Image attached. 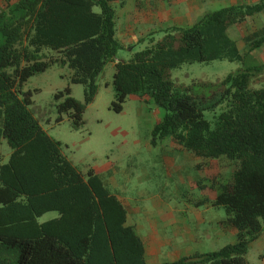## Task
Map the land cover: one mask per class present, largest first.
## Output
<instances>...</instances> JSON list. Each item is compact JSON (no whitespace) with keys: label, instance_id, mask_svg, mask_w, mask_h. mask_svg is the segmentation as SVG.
Wrapping results in <instances>:
<instances>
[{"label":"trees","instance_id":"trees-1","mask_svg":"<svg viewBox=\"0 0 264 264\" xmlns=\"http://www.w3.org/2000/svg\"><path fill=\"white\" fill-rule=\"evenodd\" d=\"M115 1L124 2L5 0L0 9V144L10 148L0 161V264H147L124 204L101 174L82 173L63 153L31 111V92L22 90L30 76L67 66L84 100L68 86L57 91V121L66 114L79 129L108 62H115V111L131 94L147 96L162 111L153 143L171 137L195 156L226 157L233 165L226 179L212 180L210 204L223 207L221 222L233 228L234 241L159 264H249V245L264 230V64L245 60L264 45V21L246 27L243 51L228 30L264 14V0L230 3L203 11L190 25L150 32L140 39L143 48L119 60L124 45L115 36ZM223 59L240 66L215 83L172 78L183 63ZM219 108L212 124L205 113ZM51 210L55 217L38 221Z\"/></svg>","mask_w":264,"mask_h":264},{"label":"rangeland","instance_id":"rangeland-1","mask_svg":"<svg viewBox=\"0 0 264 264\" xmlns=\"http://www.w3.org/2000/svg\"><path fill=\"white\" fill-rule=\"evenodd\" d=\"M204 1L210 3L207 10H213L227 5L221 3H235V1L240 0ZM241 1L252 3L258 0ZM201 13L200 11H191L190 21ZM263 21L264 14L259 18L241 21L231 27L228 33L236 43L242 44V35L246 27L256 28ZM186 25L189 24L185 21L182 26ZM159 35L157 33V36ZM139 49L136 46L133 51ZM239 49L243 51V47L239 46ZM123 54L124 50L119 49L116 58ZM256 54L259 58L264 59V47H259ZM245 61L247 65L254 63L251 56H248ZM239 66V62L226 59L183 63L180 67L172 69L171 74L177 83L187 85L201 81L209 85L222 79ZM113 72V62H108L97 78V93L93 101L86 106L83 113L84 124L79 129L71 127L66 114H62V120L57 121L59 114L56 107L57 101L54 98L57 91L68 86L71 96L79 101L84 100L83 85L69 81L70 70L67 66L52 65L45 71L30 76L23 83L22 90L31 92L32 103L29 107L41 127L51 137L62 143L63 153L82 173H86L88 169L94 167L110 166L114 178L119 183L124 182L125 192L130 202H136L141 208L142 214L139 215V218L146 219V216L155 213L152 200L157 198L163 200L162 204L165 210L173 212L171 214L165 213L170 218L175 217V214L181 217L186 215L191 218L192 215L188 212L190 208L193 209V212L199 213L201 221L190 222L194 227L192 235H187L186 238L174 237L173 231H175L174 234L179 233L176 227L169 225L168 222L166 223L169 226L165 227V222L155 219L151 223V227L152 231L156 230L159 236L153 238L151 235L147 239L178 242L179 247L188 246L192 250L191 253L216 250L233 242L235 239L234 232H231L229 227L225 226L224 231L220 227L214 228L225 218L223 207H208L205 206L206 202L205 204L202 202L214 190L208 185L209 182H212L216 176L226 179L233 168L232 164L225 159L226 157L209 159L207 171L202 174L200 170L203 169L199 168L197 159L195 157L191 159L190 153H184L176 157V163L180 164L184 171L182 174L184 181L186 174L192 180L181 183L176 173L172 174L171 178L165 176V171L172 173L180 167L170 164L164 165L163 162L165 158L174 155L171 152L167 153L168 149L175 145L172 143L173 139L166 142L162 138L156 139L155 143L152 142L151 131L156 120L161 118V112L156 114L155 109L150 108L147 103L139 102L130 97L131 95H128L123 102L122 110L115 111L111 107V101L114 99ZM261 79L264 81V76ZM219 111L220 108L214 113L206 112L205 116L213 124L212 116ZM177 147L181 146L178 145ZM9 153L10 148L7 144L1 143L0 161L5 162ZM194 208L198 210H194ZM56 215L57 212L54 210L47 211L38 217V221H44ZM168 216L165 215L164 217ZM140 233L143 234L141 231ZM173 242L172 244H174ZM246 256L249 264L264 263V231L256 240L251 242ZM161 259L162 261H169L168 258L165 260L166 258L161 257Z\"/></svg>","mask_w":264,"mask_h":264},{"label":"crops","instance_id":"crops-1","mask_svg":"<svg viewBox=\"0 0 264 264\" xmlns=\"http://www.w3.org/2000/svg\"><path fill=\"white\" fill-rule=\"evenodd\" d=\"M15 1V0H11ZM244 2V1H235V3ZM250 3V1L248 2ZM114 8H115V36L116 38L124 45L123 49L124 54L121 55L119 58H116V60L119 59H128L133 54L134 48L137 46L140 49L143 48V46L146 44V41L141 42L140 39L146 37L150 32H156L158 33L161 29H163L166 26L175 25V24H181L183 25L184 22L188 23L189 25L192 24L195 20L192 19L190 21V15L191 11H206L209 8L210 3L206 2L204 0H124V2H113ZM221 4H230V3H221ZM5 6V0H0V9H2ZM159 35V33H158ZM238 48L243 47L244 44L237 43ZM264 47V45L262 46ZM258 49H255L251 52L249 57L251 56V59L254 63H261L264 64V59L259 58L256 54ZM115 62H113V65ZM253 64V63H252ZM132 98L137 99L139 102L147 103L150 108H153L156 110V114H159L162 111L157 108L150 99H148L147 96H138L131 94ZM158 120H156L157 122ZM164 141L169 142L171 140V137H164ZM174 147L168 149L167 153L171 152L174 155H172L169 158H165L163 160L164 165L170 164L173 166L180 167L178 169H175L174 172L170 173L169 171H165L164 175L168 178H171L172 174L176 173L177 176H179L180 182L183 183L186 181L192 180L189 175L186 174L185 181L183 179L182 174L184 171L182 170V167L180 164L176 163V157L179 155H182L184 153H190L191 159H197V163L199 165V168H202L203 170H200V172L203 174V172L207 171L208 160L204 159L199 156H194L191 152L184 149L183 147H177V143L173 141ZM176 149V150H175ZM189 154V155H190ZM233 166V165H232ZM233 169V168H232ZM231 169V170H232ZM93 170L99 174H101L104 177V180L107 184V186L110 188L112 192L116 194V196L121 200V202L124 204L127 216L126 221L128 224L134 225L137 233L142 238L144 243V249H145V257H146V263L147 264H159L162 262L161 257L166 258L165 260H173L176 259L182 255H187L192 252V250L188 246L179 247L177 245L178 242H173L170 240H149L147 237L151 236L153 238H156L159 236L157 234V231H152L151 223L157 219L158 221L165 222V227L171 225L178 229L179 233H175L173 231L174 237L179 238H186L187 235L193 234V226L190 224V222L201 221V218L199 216V213L193 212V209H189L188 212L191 213L192 217L188 218L186 215L184 217L178 216L175 214V217L168 216L165 213L171 214L173 213L171 210H165L163 207V200L162 199H153L152 204L155 206V213L151 216H146V219L139 218V215L141 216V208L136 202H130L127 193L125 192L124 182L119 183L115 178L113 171L110 169V166L103 165L101 167H94ZM215 171V170H214ZM217 177V176H216ZM209 180V179H207ZM211 186L212 182H209ZM216 195V191L213 190L211 194H208V198H205L202 200L208 207L212 206L210 204V200H212ZM145 210V209H144ZM194 210H198L197 208H194ZM184 214V213H181ZM168 217H164V216ZM169 225H167V223ZM149 226V227H146ZM220 229L224 231L225 226L221 222L219 224H216L215 229ZM229 230L231 232H234L233 228L229 227ZM140 231L143 233L141 234ZM264 231V230H263ZM180 241V239H178ZM172 242L174 244H172ZM264 264V263H262Z\"/></svg>","mask_w":264,"mask_h":264}]
</instances>
